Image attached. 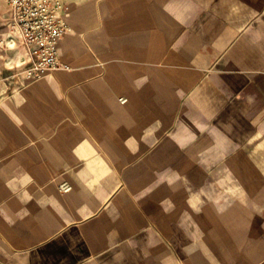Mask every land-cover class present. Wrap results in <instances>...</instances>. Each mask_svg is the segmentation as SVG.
Instances as JSON below:
<instances>
[{"label":"crops","instance_id":"0c3cea01","mask_svg":"<svg viewBox=\"0 0 264 264\" xmlns=\"http://www.w3.org/2000/svg\"><path fill=\"white\" fill-rule=\"evenodd\" d=\"M64 3L68 69L0 52V264H264V0Z\"/></svg>","mask_w":264,"mask_h":264},{"label":"built area","instance_id":"2783aa9c","mask_svg":"<svg viewBox=\"0 0 264 264\" xmlns=\"http://www.w3.org/2000/svg\"><path fill=\"white\" fill-rule=\"evenodd\" d=\"M0 52L19 48L23 59L19 74L35 81L60 69H68L59 57V41L70 30L64 0H1ZM124 99H122L123 101ZM62 190L69 186L62 184Z\"/></svg>","mask_w":264,"mask_h":264},{"label":"rangeland","instance_id":"374dc122","mask_svg":"<svg viewBox=\"0 0 264 264\" xmlns=\"http://www.w3.org/2000/svg\"><path fill=\"white\" fill-rule=\"evenodd\" d=\"M0 5L2 7V9L4 8L3 2L0 0Z\"/></svg>","mask_w":264,"mask_h":264}]
</instances>
